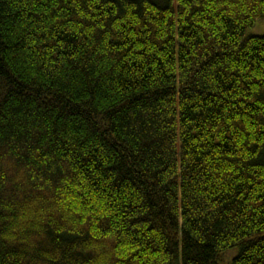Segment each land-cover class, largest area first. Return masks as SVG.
<instances>
[{
    "label": "trees",
    "instance_id": "trees-1",
    "mask_svg": "<svg viewBox=\"0 0 264 264\" xmlns=\"http://www.w3.org/2000/svg\"><path fill=\"white\" fill-rule=\"evenodd\" d=\"M257 26L264 0H0V264H264Z\"/></svg>",
    "mask_w": 264,
    "mask_h": 264
},
{
    "label": "rangeland",
    "instance_id": "rangeland-1",
    "mask_svg": "<svg viewBox=\"0 0 264 264\" xmlns=\"http://www.w3.org/2000/svg\"><path fill=\"white\" fill-rule=\"evenodd\" d=\"M258 26H261V25H258ZM263 33H264V27H258L257 29L249 32V34H252L253 36L262 35ZM233 253H235V252H233ZM233 253L229 252V253L225 254L224 257L222 258L221 264H230L231 259L233 257Z\"/></svg>",
    "mask_w": 264,
    "mask_h": 264
}]
</instances>
